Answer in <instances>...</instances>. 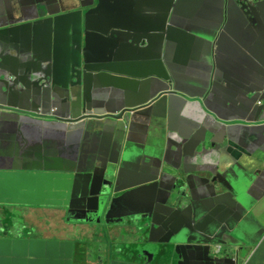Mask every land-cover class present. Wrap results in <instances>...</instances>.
I'll return each instance as SVG.
<instances>
[{
    "label": "water",
    "instance_id": "1",
    "mask_svg": "<svg viewBox=\"0 0 264 264\" xmlns=\"http://www.w3.org/2000/svg\"><path fill=\"white\" fill-rule=\"evenodd\" d=\"M76 1L36 0L43 13L50 7L56 12L34 18V11H29L31 16L25 18L24 10H34V0L29 5L22 0H5L11 14L9 24L0 14V205L67 207L71 211V200L84 190L94 207L75 222L101 223L104 214L106 224H113L112 230L119 236L135 237L137 244H142L148 235L145 251L122 255L116 251L119 257L113 260L108 252L102 259L104 264H150L139 260L153 259L149 249L157 245L170 248L169 262L176 258L177 264H240L248 247L264 235V201L255 202L250 197L254 180L248 171L264 161L257 157L243 165L234 160L203 165L207 146L216 148L207 135H217V130L208 122L181 121L190 102L177 87L176 62L171 61L168 48L170 42H176L181 51L193 54L198 63L193 85L200 88V105L208 111L205 100L214 95L213 80L219 77L220 59L225 58L228 66L222 72L233 77L242 70L241 62L235 61L246 57L250 37L232 20L238 21L249 12L255 14L260 0H210V17L220 26L212 34L187 33L184 23L176 20L180 9L170 13V2L166 1L159 15L147 19L148 30L137 33L135 42L122 40L135 48L130 56L116 57L110 45L100 44L98 55L108 57L95 71H87L88 41L100 38L103 29L119 25L109 28L105 22H97L106 0H98L97 7H93L94 0L80 6ZM175 26L181 28L180 33ZM225 49L227 58L221 56ZM46 62L54 63L44 68ZM253 81L255 85L240 89L238 95L244 98V113L258 124L247 128L251 142L263 143L264 74L252 75ZM46 84L50 87L42 89ZM232 85L236 86L235 82ZM96 90L104 96L97 102L96 95L99 107L105 106L104 99L111 100L106 110L91 107L87 100ZM58 94L66 100L59 105L54 102L59 112L50 111L44 124H70L68 130L75 131L80 141L89 131L100 136L106 125L114 128L115 144L103 153L105 160L101 161L96 150L88 157L93 168L86 183L80 175L67 173L59 157L77 155L74 149L60 147L70 153L59 154L51 145L48 153L34 154V143L28 139L34 119L28 113L18 118L30 105L50 109ZM83 103L88 104L87 122H81L75 111V106ZM159 106L162 109L157 114ZM8 116L24 120L16 125ZM167 120L175 124L169 135L149 136L151 142L142 148L129 141L135 124L161 127ZM170 155L178 157L177 166L168 162ZM34 159L38 167H34ZM188 163L197 166L189 170ZM98 179L102 182L96 187ZM88 212L100 214L89 216ZM254 213L257 220L252 219ZM0 232L4 233L0 235V264H73L74 241L27 238L15 226L9 230L2 227ZM161 261L168 262L163 257Z\"/></svg>",
    "mask_w": 264,
    "mask_h": 264
},
{
    "label": "rangeland",
    "instance_id": "2",
    "mask_svg": "<svg viewBox=\"0 0 264 264\" xmlns=\"http://www.w3.org/2000/svg\"><path fill=\"white\" fill-rule=\"evenodd\" d=\"M169 1L170 4V13L178 10V15L176 16V20L178 23L183 22L186 27V32L195 34L201 33L204 31L206 34H212L219 31L220 26L218 23L214 22L212 18L210 17V11H211V2L210 0H164ZM263 2L262 0H260ZM98 2V0H97ZM260 2V3H261ZM78 2L76 1L75 4ZM99 3V2H98ZM259 3V4H260ZM258 4V5H259ZM95 7V6H93ZM92 7V8H93ZM163 7L159 9V12L156 14H152L150 16H145L146 20L153 16V15H159L161 13ZM257 6L254 8L256 9ZM180 11V12H179ZM180 14V15H179ZM122 18H120V15L118 16L119 19V27L116 29H103L101 33H99L100 38H94L92 40L88 41L89 44V52H88V70L94 69L97 70L104 64V58H107L108 56H99L98 55V48L100 44H108L112 47L111 51L114 52V56L116 57H122L123 55H126V57L131 55V51L135 48H131V45H126L122 43V40L125 39H131L134 42L136 41V34L140 31L148 30V25L146 22H143L142 24H138V27H128V24L126 23V16L121 15ZM141 21L143 19L141 18ZM124 23V24H123ZM245 26V25H244ZM180 27L175 26V30L178 33H180ZM259 30L257 28H254L252 31V34L257 33ZM168 53L170 56V59L172 62H176L174 66L177 68L175 72V78L177 81V87L180 85V88H188L191 90V92L198 93L200 91V88L196 85H193V81H196L197 78L195 77V73L197 72V66L198 63L194 59V56L192 53L181 51L178 44L176 42H170ZM125 57V58H126ZM225 59V58H224ZM224 59H220L218 62V69L220 70L219 77L215 78L213 80V92L214 95L212 98L205 100V107L209 112H211V108L215 107L219 109L221 106H225V110L230 113H234L235 108V99H238L240 102L244 101V98L242 96H239L238 94L234 93L235 95H231L230 92L234 91V89L231 87L232 79L226 75V73L222 72V69H227V63L223 62ZM184 62H187V64H183ZM241 62V65L243 66V60L241 61H235ZM54 62H46L43 67L46 68L49 64H53ZM79 73H83V70H78ZM96 72H94L95 74ZM183 75V77L181 76ZM233 79L236 83V87H239V89L243 90L244 87L250 88L251 81L248 79L247 76L240 73H235V76H233ZM34 81H37L36 78H34ZM185 82V83H184ZM44 84V82H42ZM50 85L46 84L43 86L44 88H49ZM227 88L228 92L224 95V97H219L218 95H215V89L216 88ZM179 89V87H178ZM98 92H93L91 94V98L87 99L91 102V107H96L100 109L106 110L109 108V105L111 103V100L104 99L105 106L99 107L100 103L95 102V98L97 95V102H100L104 96L99 93V90H96ZM159 90H156L158 92ZM53 93H57V90H52ZM83 94V93H82ZM77 96V94H76ZM57 99L54 100L52 103H50V106H52L50 109L46 106L44 108H33L32 105H30V108L23 109L25 113L23 115H20L18 118H22L25 116V114L30 115L34 119V126H33V133H31L28 137L30 142L34 143V154L37 153H48L49 149L45 142L40 141H47L50 146L53 145L57 147V153L59 154H68L70 153L67 149H62L60 147H66L69 149H74L77 152L76 156L71 155H60L59 157L61 159L68 158V157H81L84 155L90 156L91 158L93 155H90L86 153L87 147L91 145V138L95 134V132H87L84 138V135L82 137V144L79 140V135L75 133V131L68 130V127L71 126L70 124H64V125H48L44 124V122H47L48 115L51 112H59V109L54 106V102L62 103L66 98L58 94ZM200 100L202 99V95L199 96ZM88 104L83 103L80 107L79 104L75 106V111L78 115H80L79 119H82L81 122H87L88 120L84 117H86L85 110H87ZM202 110H204L202 108ZM51 111V112H50ZM205 111V110H204ZM34 115V116H33ZM172 115V113H171ZM171 115H168V118L171 117ZM84 118V119H83ZM125 118V117H124ZM7 120H13L14 122H17L16 125L20 124L19 120L24 119H16L14 117L8 116ZM253 123V121H252ZM77 125V124H75ZM258 124H254L253 126H256ZM138 127V131L142 132L139 125H136L134 127ZM157 126V127H156ZM150 127L154 130H150V133H152V136H163L169 135V131L172 130V127L168 128V133L164 131V126L162 125L159 127L157 124L151 123L149 126L144 125V132H146V129ZM12 126L7 127L6 129L10 130ZM8 134V133H7ZM2 138V136H0ZM78 157V158H79ZM2 163L0 162V166ZM86 192V191H85ZM3 206L6 205H0V219L2 218L3 222L6 221V216L4 215L5 208ZM13 208H11L12 210ZM20 210V209H18ZM20 212H23V218L19 219V224L24 225L26 224L27 227H29L26 231L23 228L17 229L18 233L25 234L26 232L29 234L34 235V224L40 228V230L35 234L39 237H53V238H61V239H71L72 241L75 240L77 242H81L83 244H86V247L88 248V252L90 253V256L92 261L90 264H95L94 262L98 259V257L102 256L104 254L105 249L109 250V247H114V244L110 240L111 238L108 237V235L111 233L113 229V224H106L105 217L102 218L101 223H88L87 226H82L84 229H89L88 232H77L69 227L67 224L69 221L68 219L65 220L64 218H60L62 211L59 209H56V207H25L24 209H21ZM73 223V222H72ZM143 236L144 234H140ZM137 243V242H136ZM150 244H154L153 242H150ZM143 246L149 245L148 242V235L146 234L145 242L142 243ZM253 247L249 246L248 249H251ZM145 251V250H144ZM222 252L221 250H219ZM146 254H151L149 252H145ZM244 261V260H243ZM243 261H240V264H244Z\"/></svg>",
    "mask_w": 264,
    "mask_h": 264
},
{
    "label": "crops",
    "instance_id": "3",
    "mask_svg": "<svg viewBox=\"0 0 264 264\" xmlns=\"http://www.w3.org/2000/svg\"><path fill=\"white\" fill-rule=\"evenodd\" d=\"M24 5H29L31 0H22ZM78 6L83 4H90L91 0H77ZM165 4L164 0H106L105 8L103 12L98 16L97 22H105L109 28L118 27L119 15L126 16V23L128 27H138V24H142L146 21L145 17L159 12V9ZM98 2L94 0V6L97 7ZM29 11H34V18L40 15H49L56 12L55 7H50L43 11L38 9V4L34 0V10L27 8L24 10V17L28 18L31 16ZM0 14L4 16L5 24H9L11 14L5 0H0ZM141 18L143 21H141ZM124 24V23H123ZM183 77V75L181 74ZM185 83V82H184ZM179 91L184 95L190 103L187 104V108L183 110L182 120L184 119L190 123H202L208 122L211 123L214 129L217 130V135H207L208 139L213 141L216 148L210 149L211 146L208 145L209 149L208 154L204 157L203 165L205 166H215L218 162H231L236 161L240 164H248L251 160L255 158H260L264 161V142L252 143L250 140V132L247 131V128H253L252 119L249 118L244 113L243 102H240L238 99H235V108L234 113L227 112L225 106H221L219 109L212 107L211 112L202 110L200 105V97L198 94L189 91L187 88H180ZM226 89V88H224ZM236 94L237 91L235 92ZM226 94L225 91H220L217 93L220 97H224ZM191 96V97H189ZM30 108V107H24ZM151 124V123H150ZM150 124H147L149 126ZM199 125V124H198ZM164 131L168 133V128L172 127V130L175 128L174 123H169V120L165 121ZM157 127V126H156ZM150 130L153 128L148 127L146 132L134 131L131 135L130 142L134 145L139 146L140 148L146 146L150 141L152 133ZM143 131V130H142ZM161 137V136H159ZM176 141V138L173 139ZM231 155V156H230ZM178 157L170 155L168 157V162L171 165L177 166ZM197 166V164L188 163L187 167L190 170L191 168ZM179 167L182 168V165L179 161ZM248 171L253 176V184L250 188V197L255 202L264 201V162L255 167H249ZM19 215L23 216V212H20ZM253 214L252 219L257 220V216ZM117 230H112L115 233ZM49 238V237H45ZM112 243L114 244L113 250H121L124 253H129L134 250L137 246V243L133 239H126L124 237H117L116 234H112L111 238ZM84 244L81 243V248ZM110 248V247H109ZM107 248L104 251V254L107 253ZM244 264H264V235L259 238L251 249L247 251L243 259Z\"/></svg>",
    "mask_w": 264,
    "mask_h": 264
},
{
    "label": "flooded vegetation",
    "instance_id": "4",
    "mask_svg": "<svg viewBox=\"0 0 264 264\" xmlns=\"http://www.w3.org/2000/svg\"><path fill=\"white\" fill-rule=\"evenodd\" d=\"M232 23L239 24L241 27H244L245 31L248 32V36L250 37L246 43V57L243 58V64H244L243 69H244V72L246 73L244 75H246L248 79L251 81L252 80L251 72L257 71L254 73L262 74V75L264 74L261 72V71H264V2H261L257 6L255 14H251V12H249V15L246 14V16H244L242 19L238 21L233 19ZM254 28H257L259 31L255 33V35L252 38L251 33ZM223 56L228 57L227 51L223 52ZM255 84H256L255 81L250 83V85H255ZM163 87L164 86L162 85L161 88ZM155 109H156L157 114L161 113V109H162L161 106L156 107ZM113 131H114V128L112 127V125H106V130L102 135L100 136L93 135L92 138L90 139L92 142L91 145H89L87 149H85L86 153L91 155L94 152V150H96L98 155L100 156L101 161H104L105 159L102 157L103 153L105 152V150H107L109 147L114 146L115 144L114 137H113ZM134 131H138L137 126L134 127L132 131H130L129 141L131 140L130 137L132 135V132ZM43 142H45L47 146H50V144L47 141H43ZM78 157L70 156L68 158L62 159L63 168L66 170H69L67 172L69 174L76 173V175H80L82 177L83 183H86L89 180L88 175H89L90 170L93 168L92 167L93 163L89 160L88 158L89 156L87 155L81 156L80 158ZM38 166L39 165L36 162V159H34V167H38ZM99 174H101V170H99ZM101 182L102 181L98 179L96 181V187H98L101 184ZM88 196L89 195L87 192H85L84 190H81V193L78 196V198L75 200H71L70 202V204L74 207V209L69 211L67 207L60 208V210L62 211L60 218L61 219L64 218L65 220L69 219L70 221L67 224L69 225L71 229L77 232H83L82 226H86L88 223L87 222L79 223V222H75L74 220H76L78 217L83 216L86 209L94 207V203L89 201ZM76 209H79V211H77ZM99 214H100L99 212H88L89 216H96ZM103 217H104V214H101V218ZM39 230L40 228L34 224V238H45V236L39 237L35 235ZM108 237L111 238V234H109ZM133 239H135V237H133ZM147 246L148 245L143 246L142 244H138L134 248V251L139 254L143 250H145ZM149 250L150 252L153 253V259H148L147 257H143L139 261H142L143 259H145L146 261H149L150 264H177L176 258H174L172 262H169V259L172 256V252L170 248L157 245V246H153ZM117 257H119V255L115 253H112L110 255L111 260ZM161 257H163V259L168 260V262L165 263V261H161ZM103 258L104 257L102 256L98 257V259L94 263L104 264L102 260ZM87 262H88V256H87ZM73 264H77L76 253L74 254V257H73Z\"/></svg>",
    "mask_w": 264,
    "mask_h": 264
},
{
    "label": "clouds",
    "instance_id": "5",
    "mask_svg": "<svg viewBox=\"0 0 264 264\" xmlns=\"http://www.w3.org/2000/svg\"><path fill=\"white\" fill-rule=\"evenodd\" d=\"M147 21V20H146ZM145 21V22H146ZM242 32L243 33H245V34H247L248 35V32H246L245 31V29H244V27H242ZM255 35V34H254ZM252 33H251V36H252V38H253V36H254ZM224 51H227L226 49L225 50H223L222 51V53H221V56L222 57H226V56H223V52ZM227 53H228V57H229V52L227 51ZM227 58V57H226ZM243 67H244V65L242 66V70H241V73L242 74H246L245 72H244V69H243ZM254 72H257V71H253V72H251L252 74H251V77H252V75H254V74H256V73H254ZM262 73H264V71H261ZM246 76V75H245ZM231 79H232V81L233 82H235L234 81V79H233V77H230ZM236 84V83H235ZM231 87L234 89V91H232V92H230L231 93V95H235L234 93L237 91V93H239V91H240V89H239V87H236V86H233L232 84H231ZM220 89L222 90V91H225L226 93L228 92V90H227V88L226 89H224L223 87H221V88H216L215 89V93L217 94L219 91H220ZM199 96H201V92L199 91L198 93H197ZM219 96V95H218ZM220 97V96H219ZM222 97V96H221ZM243 102V106H242V108L244 107V101H242ZM258 105H260V104H258ZM28 116H30V115H28ZM31 117V116H30ZM250 118V117H249ZM145 125H147V124H145ZM144 126V125H143ZM143 126L142 125H139V127L140 128H142V130H144V128H143ZM144 132V131H143ZM16 207H24L25 208V206H16ZM34 207H39V206H34ZM24 208H18V209H24ZM60 208H62V207H56V209H59L60 210ZM17 208H13V210L14 211H16L17 213L19 212V210H18ZM19 214V213H18ZM21 217V216H20ZM21 218H23L24 219V217H21ZM3 220H2V218L0 219V231H1V229H2V227H3ZM80 223V222H79ZM87 226V225H86ZM15 227L17 228V229H20V228H23L25 231L29 228V227H27L26 226V224H24V225H20L19 223H16V225H15ZM4 228V227H3ZM4 229H6V228H4ZM10 229H12V228H10ZM6 230H9V229H6ZM82 231L83 232H88L89 231V229H84V228H82ZM0 234H2V235H4V233H2V232H0ZM111 238H112V234H116V236L117 237H123V236H119L118 234H117V231L115 232V233H113L112 231H111ZM24 235V237H27V238H34V235H32V234H29V233H25V234H23ZM124 238H126V239H130V238H127V237H124ZM41 239V238H40ZM42 239H61V238H53V237H49V238H42ZM61 240H71V239H61ZM111 240V239H110ZM133 240H135V239H133ZM72 241V240H71ZM74 242H75V244H76V259H77V264H90V262L92 261V259L93 258H91V256H90V253L88 252V248L86 247V244H84V246H83V248H81L80 246H81V242H77V241H75V240H73ZM136 241V240H135ZM138 245V244H137ZM116 251H120L121 252V254L120 255H122L123 254V252L121 251V250H112V248L110 247L109 248V250H108V252H112V253H115ZM134 251V250H133ZM108 252L107 253H105V254H103L102 255V257H105L106 255H108ZM116 254V253H115ZM87 256H88V262H87Z\"/></svg>",
    "mask_w": 264,
    "mask_h": 264
},
{
    "label": "trees",
    "instance_id": "6",
    "mask_svg": "<svg viewBox=\"0 0 264 264\" xmlns=\"http://www.w3.org/2000/svg\"><path fill=\"white\" fill-rule=\"evenodd\" d=\"M5 208L4 215L6 216V221L3 223V227L6 229L13 228L16 223H19L20 215L11 208H24L16 206H3Z\"/></svg>",
    "mask_w": 264,
    "mask_h": 264
}]
</instances>
